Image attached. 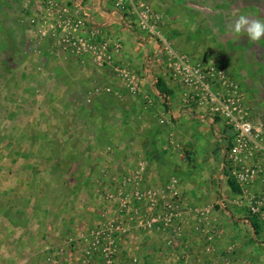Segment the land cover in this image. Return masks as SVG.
<instances>
[{
    "label": "rangeland",
    "instance_id": "374dc122",
    "mask_svg": "<svg viewBox=\"0 0 264 264\" xmlns=\"http://www.w3.org/2000/svg\"><path fill=\"white\" fill-rule=\"evenodd\" d=\"M35 1L0 0V264H264V225L229 171L223 123L184 111L168 56L155 73L146 56L135 71L113 52L134 81L86 58L89 71L58 47L54 6ZM123 11L134 30L146 18L158 45L224 66L264 131V36L248 35L264 0H127ZM112 39L98 36L111 51ZM163 72L170 100L152 82Z\"/></svg>",
    "mask_w": 264,
    "mask_h": 264
},
{
    "label": "built area",
    "instance_id": "2783aa9c",
    "mask_svg": "<svg viewBox=\"0 0 264 264\" xmlns=\"http://www.w3.org/2000/svg\"><path fill=\"white\" fill-rule=\"evenodd\" d=\"M126 3L127 0L114 1L116 10L124 16ZM140 25L143 31L153 30L146 18L141 19ZM56 26L62 28L58 47L67 56L81 62L89 58L97 65H111L115 75L122 80L134 81L137 77L127 66L114 61V53H119L122 43L113 41L115 48L111 51L109 41L98 40L101 32L90 28L82 14L61 9ZM163 52L168 56L171 78L183 85L184 111L223 123L228 141L225 155L229 171L243 189L248 211L259 217L258 221L264 225V163L257 159L264 154V131L246 111L239 83L224 66L213 60L207 63L193 61L188 55L175 51L162 36L158 51L147 57V63L162 56ZM152 81L156 83L158 79L152 78ZM132 88L136 89L135 86ZM257 183L255 193L251 188Z\"/></svg>",
    "mask_w": 264,
    "mask_h": 264
},
{
    "label": "crops",
    "instance_id": "0c3cea01",
    "mask_svg": "<svg viewBox=\"0 0 264 264\" xmlns=\"http://www.w3.org/2000/svg\"><path fill=\"white\" fill-rule=\"evenodd\" d=\"M35 2L37 3V7L40 11L45 9V6L47 5L46 3H50L54 6L53 12H57L58 14L61 12V9L64 8H67L71 13H76L77 15L82 14L87 20L90 28L99 29L102 36L107 38L110 36V38H113V41H119L122 43V48L119 51V59H124V62H126L127 65H129L130 68L132 67L135 71L139 69V66H141V69L144 71L141 63L146 59V57L155 54L159 49L158 43H156L152 38H149L147 34L141 30L140 21H137V30H134V28L130 27V25H126L127 20H125V16L122 12L116 10L115 6L112 5V0H82V2L80 0H36ZM50 21H53V19ZM134 43L143 46L144 51L139 53V56L136 49L137 44L135 47ZM160 58L161 56H159L156 60H151L150 64L146 63V65L150 67V72L152 71L157 73V64L159 63ZM72 59L75 58L72 57ZM85 62H87L86 65H89L88 70L93 71L92 67L94 66L91 64L92 62ZM76 67L77 66H74V68ZM99 70L100 69H98V71ZM146 71H148V69ZM163 74L162 80L167 84V87L171 91L173 82L170 83L169 77L167 78L165 76V72H163ZM152 82L155 87V81ZM171 98L172 95L166 97L167 100H170ZM189 114L193 115L192 113ZM197 117L201 116L197 115ZM257 159L260 162H264V154L259 155Z\"/></svg>",
    "mask_w": 264,
    "mask_h": 264
},
{
    "label": "clouds",
    "instance_id": "9594fccd",
    "mask_svg": "<svg viewBox=\"0 0 264 264\" xmlns=\"http://www.w3.org/2000/svg\"><path fill=\"white\" fill-rule=\"evenodd\" d=\"M240 19L244 21V16H241ZM247 23V21H244ZM236 33L241 31L240 27L238 26L235 30ZM248 35L254 41L259 40L261 36H264V23L255 21L252 23V26L248 29Z\"/></svg>",
    "mask_w": 264,
    "mask_h": 264
},
{
    "label": "trees",
    "instance_id": "16d2710c",
    "mask_svg": "<svg viewBox=\"0 0 264 264\" xmlns=\"http://www.w3.org/2000/svg\"><path fill=\"white\" fill-rule=\"evenodd\" d=\"M155 88L156 90L162 94L165 97H168L171 94L170 89L167 87L166 83L162 79H158V81L155 83ZM233 183V178L229 179V185L232 186ZM250 223L255 231V233L258 232V223L252 219H250Z\"/></svg>",
    "mask_w": 264,
    "mask_h": 264
}]
</instances>
